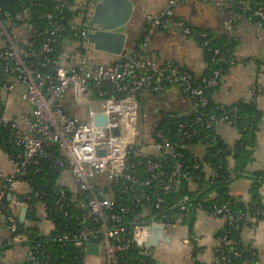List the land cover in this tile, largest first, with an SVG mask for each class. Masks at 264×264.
<instances>
[{
	"label": "built area",
	"instance_id": "2783aa9c",
	"mask_svg": "<svg viewBox=\"0 0 264 264\" xmlns=\"http://www.w3.org/2000/svg\"><path fill=\"white\" fill-rule=\"evenodd\" d=\"M88 1L90 12L83 0L72 5L56 0L53 12L39 16L48 22L39 30L28 21L41 4L28 0L20 5L23 25L11 32L5 20L12 14L0 0V76L4 77L0 80V151L15 164L13 173L0 172V226L6 234L0 236V264H163L157 249L147 246L152 228L179 215L164 232L173 241L178 222L189 221L193 211L203 210L210 201V197L199 201L185 193L186 185L190 192L201 193L210 183L201 187L193 178L201 165L186 167L183 151L203 133L215 140L217 126L233 125L231 113L237 109L205 119L208 92L220 85L222 70L214 68L210 76L198 80L184 67L160 64L152 49L159 31L175 29L185 38L202 40L213 54L212 64H220L223 56L220 49L210 48V31L195 29L177 15L187 0H170L161 13L144 15L146 30L125 59L96 64L83 31L94 7L93 0ZM198 1L229 10L225 34L234 29L239 13L264 27V0ZM64 10L77 13L68 19ZM63 23L81 31L75 35L81 36L78 54L70 56L69 65L62 62ZM167 85L172 88L167 90ZM175 87L191 104L187 115L170 110L154 113L159 104L143 98L147 91L162 96ZM16 91L30 109L10 114L8 97ZM99 116L106 118L105 125L97 123ZM165 120L174 126L173 140L161 138ZM5 133L10 136L7 143L17 151H2ZM40 160L52 162L59 170L54 188L58 197L52 201L47 193L36 192L30 182L19 179L28 167L37 168ZM219 169L222 165L207 164L202 180L221 179ZM230 206V202L214 205L210 214L228 216L227 222L237 231L242 216H234ZM23 208L27 209L24 223ZM262 215L257 211L251 221L258 222ZM30 226H38V232H28ZM233 230L218 233L215 259L209 264H246L236 261L241 253L239 243L230 238ZM90 244L98 245V255L88 253ZM55 246L66 250L60 262ZM17 250H23L24 256L13 263L10 255ZM192 264L207 263L194 258Z\"/></svg>",
	"mask_w": 264,
	"mask_h": 264
},
{
	"label": "crops",
	"instance_id": "0c3cea01",
	"mask_svg": "<svg viewBox=\"0 0 264 264\" xmlns=\"http://www.w3.org/2000/svg\"><path fill=\"white\" fill-rule=\"evenodd\" d=\"M135 1L137 15L129 27V34L132 36L131 48L147 27L144 15L147 13H161L170 0ZM83 2L87 3L89 1L83 0ZM229 14L227 8L217 7L212 3L198 0H187L177 10V15L189 22L191 26L211 31L224 30L225 21L229 18ZM229 35L234 41L233 53L236 64L224 77L222 85L216 93L215 100L221 106H233L242 101L253 103L257 105L261 112L254 148L241 161L231 160L232 169L236 168L237 165L243 167L247 164L245 172L235 173V176L231 179V191L232 195L239 197L245 204L250 205L253 201L251 191L252 174L257 171H264V27L261 28L257 22L245 15L239 18L238 23ZM0 43H2L1 37ZM79 45V42L71 37L63 43L64 59H62V62L64 64H70V56L79 51ZM152 49L160 64L173 63L180 65L192 71L196 77L200 78L209 68L203 49L198 41L194 38H185L178 30L159 31L152 42ZM89 55L96 64H113L119 59L106 53L95 52L94 49ZM175 91H177L176 87L168 94L169 96L172 95L170 97L173 99L175 108L168 109L163 102L157 101L159 108L154 109V113L159 110H173L182 115H187L192 111L188 99L181 91H179V94ZM8 100L7 110L10 114L30 109V106L21 101L19 91L12 93ZM217 133L225 143L232 146L241 140L240 133L226 123L217 126ZM198 151L200 154L203 153V149H198ZM14 168L15 164L0 151V172L11 174ZM193 189L197 190L198 185H194ZM181 221L178 222V228L173 233L174 240L172 242L175 241L177 234L186 236L182 238L181 245L177 243L174 247H171L172 256L167 260L164 259L166 264H192L194 258L207 264L213 262L217 235L225 227L226 219L213 216L202 210H196L193 211L190 220L187 221V226L182 225ZM0 236H6L1 226ZM240 238L244 247L252 250L255 256L250 264H264V212L258 222L253 223L250 220L249 226H245L240 233ZM23 256L24 251L17 250L11 253L10 260L15 263ZM157 256L161 259L158 254ZM160 261L165 264L162 259Z\"/></svg>",
	"mask_w": 264,
	"mask_h": 264
},
{
	"label": "trees",
	"instance_id": "16d2710c",
	"mask_svg": "<svg viewBox=\"0 0 264 264\" xmlns=\"http://www.w3.org/2000/svg\"><path fill=\"white\" fill-rule=\"evenodd\" d=\"M35 1L40 3L41 7L34 9L35 11L30 17L28 22L33 24L37 29L42 30L48 26V22L43 19L40 20L39 16L41 15V13L45 11L53 12L58 2H56V0H35ZM67 1L70 3V5L74 4V0H67ZM27 2L28 0H23V1L4 0L3 5L5 11H10L12 14L11 19L5 20V24L11 32H13L14 29L20 27V25H23L24 22L22 21L23 16L20 13V5ZM84 8L86 9L87 12L91 11V8H89V3H86V5L84 3ZM76 13L77 12L71 10L70 11L64 10V14L68 17V19L71 18L73 19ZM57 14L60 16L62 12L58 11ZM239 15L240 17L245 16L246 13H239ZM62 25H63L62 27H63L64 38L71 37L76 40L81 39V36L79 37L75 36L76 34L79 35L81 34L79 26L75 25L74 27V24L71 23L70 24L63 23ZM195 29L210 31V36H209L210 48H212L213 50L220 49L221 54L223 56V61L220 64H212L211 62V58L213 57L212 52L210 53L208 51V48L203 47L204 42L202 40L195 39L198 41L201 48L203 49L205 58L209 65V68L204 75H202L199 78L196 77V75L194 74L195 78L199 80L202 77L210 76L212 70L217 67H219L222 70V75L220 77V85L216 88L209 90L208 92L210 103L208 108L204 111L205 119H208L209 115L221 116L225 112H228L229 110L235 111L237 109V112L231 113L232 117H234L235 119V123L230 126L234 127L240 133L241 140L232 146L225 143L219 134H217V138L215 140H210L208 138H205V135L203 133L201 134V136L196 137L195 139L189 141L186 145L187 147L183 151V154L185 155L184 163L186 167H190V168L194 165L195 162L199 163L201 165V168L193 172V178L200 183L201 187L203 183H210V185L201 193L190 192L189 187L186 185L185 193L194 195L195 198L199 201L203 200L206 197H210V201L204 205V209L202 210L207 213L209 212V214L210 213L212 214L211 208L214 205L221 206L226 202L231 203L230 207L232 214L234 216H242V218L238 220V223L240 224V228L237 231L233 230V228L230 227L229 223L226 220V225L221 230V233H224L226 229L233 230V232L230 235V238L236 240L239 243L237 249L241 253V258L236 259V261L250 264L253 262L255 256L252 250H250L247 247H244V244L240 238V233L242 232L245 226H249L252 216L255 215L257 211L264 212V206L262 205V197L259 193L260 188L262 187V185H264V171H257L254 174H252L253 184L251 191H252L253 201L252 204L247 205L239 197H235L234 195H232V191H231V185H232L231 179H233L235 173L245 172L246 169L245 166H247V164L244 165L243 167L242 166L239 167L237 165L236 168L232 169L231 160L235 159L237 162L241 161L243 157L248 156L249 153L251 152V149L254 148V144L256 141L255 139L256 134L259 130L261 112L256 104L248 103L245 101H242L239 104L233 106H221L220 104H218V102L215 100L216 93L219 91L224 77L230 72L232 67L236 64V59L233 53L234 41L232 40V37L229 35V33L228 34L224 33V30L211 31L202 28H195ZM143 33L140 35V37L143 35ZM59 48L61 49V47ZM120 59H125V58H119L118 60ZM2 78L4 77L0 76V80ZM166 88L167 90H169L172 87L170 85H167ZM168 94L169 92L165 91V93L162 96H159L154 91H147L143 94V98L148 101L152 100L153 102L155 101L161 102L163 97L167 96ZM169 112L176 113L177 115H182L173 110H170ZM170 122L171 121L169 120H165L163 122V125L160 127L164 131L162 133L163 135L161 136L162 139L173 140L175 138V136L173 135L174 126L172 125V123L170 124ZM9 138H10L9 133H5L3 150H2L3 152L10 153L16 150L13 146L7 143ZM198 149H203V153L200 154ZM51 164L52 162L40 160L39 166L37 168L28 167V169L24 172V176H20L19 179L30 182L32 188L36 190V192L41 191L47 193L49 195L50 200L52 201L53 199H56L58 197L57 192L54 191V188L59 178V170H56L53 166H51ZM207 164H212L215 167L222 165V169L218 170L221 179L218 180L212 179L211 182H207V181L204 182L202 180V178L206 176L205 166ZM37 169H39L38 172H36ZM230 171L233 172L234 174L233 176H230ZM69 211L70 212L73 211L72 207H69ZM217 217L226 219L228 216L226 217L225 215V216H217ZM38 230H39L38 226H33V227L30 226L28 228V232L30 233L31 232L36 233L38 232ZM52 249L55 251V253H57L56 257L59 258L58 262H60V257L62 256V254L66 253V250L57 246L53 247Z\"/></svg>",
	"mask_w": 264,
	"mask_h": 264
},
{
	"label": "water",
	"instance_id": "95a60500",
	"mask_svg": "<svg viewBox=\"0 0 264 264\" xmlns=\"http://www.w3.org/2000/svg\"><path fill=\"white\" fill-rule=\"evenodd\" d=\"M94 7L92 16L87 23L84 31V38L96 52L106 53L118 58H126L131 49L132 36L129 34L131 22L136 18L137 5L135 0H93ZM157 113L159 111H156ZM97 123L105 125L106 118L97 117ZM119 135V131L116 132ZM102 151H100L101 153ZM264 206V186L259 191ZM11 199V196H9ZM20 201H23L20 196ZM27 215V209H22L21 222L24 223ZM176 218H166L163 223L157 224L152 228L151 240L148 243L149 248H159L160 244H171L172 237L165 236L167 224L175 223ZM89 254H99L97 244L88 246Z\"/></svg>",
	"mask_w": 264,
	"mask_h": 264
},
{
	"label": "rangeland",
	"instance_id": "374dc122",
	"mask_svg": "<svg viewBox=\"0 0 264 264\" xmlns=\"http://www.w3.org/2000/svg\"><path fill=\"white\" fill-rule=\"evenodd\" d=\"M67 40V38H64L63 39V43ZM96 59V57H95ZM177 88V91H175L177 94H179V88ZM172 96V95H170ZM169 95L168 96H164L162 101L164 103V105L168 108V109H172V108H175V104H173V99H171ZM192 215V214H191ZM182 225L184 226H187L188 225V222L187 220H182L181 221ZM181 225V224H180ZM183 232V230H182ZM186 236V235H180V234H177L176 237H175V241L173 242V244L171 245H168V244H160V247L157 248V254L161 257V259L165 262V260L169 259L171 256H172V249L171 247H174L177 243H179L181 245L182 243V238ZM163 257V258H162ZM160 259V260H161ZM165 259V260H164ZM166 264V262H165Z\"/></svg>",
	"mask_w": 264,
	"mask_h": 264
},
{
	"label": "flooded vegetation",
	"instance_id": "af4514ba",
	"mask_svg": "<svg viewBox=\"0 0 264 264\" xmlns=\"http://www.w3.org/2000/svg\"><path fill=\"white\" fill-rule=\"evenodd\" d=\"M172 243H173V242H172ZM172 243H171V244H172ZM168 245H169V244H168Z\"/></svg>",
	"mask_w": 264,
	"mask_h": 264
}]
</instances>
